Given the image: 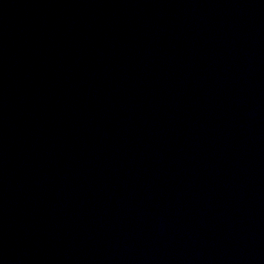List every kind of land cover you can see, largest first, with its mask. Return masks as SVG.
<instances>
[{
    "label": "water",
    "instance_id": "water-1",
    "mask_svg": "<svg viewBox=\"0 0 264 264\" xmlns=\"http://www.w3.org/2000/svg\"><path fill=\"white\" fill-rule=\"evenodd\" d=\"M0 264H264V0H0Z\"/></svg>",
    "mask_w": 264,
    "mask_h": 264
}]
</instances>
